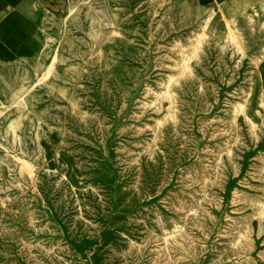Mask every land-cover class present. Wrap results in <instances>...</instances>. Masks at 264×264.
<instances>
[{"label": "rangeland", "instance_id": "374dc122", "mask_svg": "<svg viewBox=\"0 0 264 264\" xmlns=\"http://www.w3.org/2000/svg\"><path fill=\"white\" fill-rule=\"evenodd\" d=\"M78 1L0 69V264H264V7Z\"/></svg>", "mask_w": 264, "mask_h": 264}, {"label": "crops", "instance_id": "0c3cea01", "mask_svg": "<svg viewBox=\"0 0 264 264\" xmlns=\"http://www.w3.org/2000/svg\"><path fill=\"white\" fill-rule=\"evenodd\" d=\"M41 1L0 0V69L32 63L41 52ZM204 10L216 9L226 17L254 14L264 7V0H194Z\"/></svg>", "mask_w": 264, "mask_h": 264}, {"label": "bare ground", "instance_id": "6f19581e", "mask_svg": "<svg viewBox=\"0 0 264 264\" xmlns=\"http://www.w3.org/2000/svg\"><path fill=\"white\" fill-rule=\"evenodd\" d=\"M80 1V0H79ZM78 1V2H79ZM71 2V1H70ZM73 2V1H72ZM75 2V1H74ZM83 2V1H81ZM79 4V3H78ZM71 5V4H70ZM69 6V5H68ZM71 7V6H70ZM52 8V7H51ZM57 7H54V9ZM220 32V31H219ZM49 37H46L44 40V45L43 48L41 50V52L38 54V56L35 58L34 60V64H35V71L37 70L38 73L42 72L44 69H46V72H49V68L47 69V67L45 66H41V63L44 61V59L46 58V51H45V47H47V41H48ZM55 56L52 57V60H54ZM29 91V89L27 90ZM1 92V89H0ZM27 93V92H26ZM25 95V94H24ZM11 97V96H10ZM22 100V95H18V96H14L13 98H11L9 101L6 102V108L10 111H13V108L19 104L20 106L25 107V102L20 103V101Z\"/></svg>", "mask_w": 264, "mask_h": 264}]
</instances>
